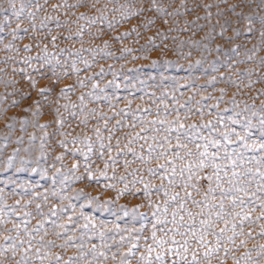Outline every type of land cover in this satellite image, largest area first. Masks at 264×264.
Instances as JSON below:
<instances>
[{"label":"rangeland","instance_id":"374dc122","mask_svg":"<svg viewBox=\"0 0 264 264\" xmlns=\"http://www.w3.org/2000/svg\"><path fill=\"white\" fill-rule=\"evenodd\" d=\"M262 145L264 0H0V264H264Z\"/></svg>","mask_w":264,"mask_h":264},{"label":"snow or ice","instance_id":"6c2138e0","mask_svg":"<svg viewBox=\"0 0 264 264\" xmlns=\"http://www.w3.org/2000/svg\"><path fill=\"white\" fill-rule=\"evenodd\" d=\"M161 123H163V122H161ZM181 127H183V125H181ZM190 127H195V126L193 125V126H190ZM205 127H207V125H205ZM189 139H191V138H189ZM224 139L225 140H228L227 135H225ZM177 140L179 141V137H177ZM165 143L166 144L167 143H170V141L167 140V137H165ZM218 143H219L218 141H212V144L214 146L217 145ZM160 147L163 148L164 145H161ZM177 147L187 148L186 145H181L179 143L177 144ZM199 147L200 146L197 145V148H199ZM262 147H264V145H262ZM149 148H150V151H151L152 150L151 146H149ZM204 148H205V151L199 153V157H201V158L198 159V162L196 164L186 165L184 168H181V170H180V175L181 176L184 175V172L185 171H187L189 173V175L187 177V180L188 181H191L193 179V177L196 175L195 172H193V168L194 167L195 168H199V169H203L204 167H206L205 161L209 159V154L207 152V144L204 146ZM165 151H167V150L165 149ZM165 151H161L160 154H159V156H161V157L164 156L165 155ZM186 155L191 156L192 155V152L191 151H187L186 152ZM139 158L140 159H143V157H139ZM216 158H217L216 157V154L213 153L212 156H211V158H210V162H214ZM174 159H181L182 160V159H184V157L180 156L179 153L177 152V153L174 154ZM213 166L216 167V172L214 173V175H216L217 180H220L221 179V177H220V168H219V166H216V165H213ZM160 167H165V166L164 165H161ZM149 171L150 172H153L152 169H149ZM172 173L173 174L176 173V168L175 167L172 168ZM153 175H155L154 172H153ZM225 175H227V173H225ZM235 175H236V173L233 172V176H235ZM207 179H211V177H207ZM184 186L186 188L187 187H193V188L196 187L195 184H185ZM217 186L219 187V185H217ZM239 190H242V189H239ZM211 191H212V189H209V192H211ZM165 194L167 195V193H165ZM185 195H186V197L188 199H191L192 200V203L194 205H196L198 207L200 206V202L199 201H196L195 199H192L191 193H187L186 192ZM224 195L226 197L227 196V193H225ZM178 197H179V193H177L176 196H173L172 197V200L173 201H176L178 199ZM205 199H207V194H205ZM232 202H233V205L236 204V200L235 199H233ZM240 203H243V201H240ZM179 207L181 209H183L184 208V204L181 202L179 204ZM211 207L212 208H216L217 205H212ZM218 207H219V211H217L215 213L216 219L217 220H224V212H223V210H224V204H223V202H221ZM261 207L264 208V204H262ZM164 211L165 212L167 211V207H165ZM176 215H177V213L174 212L173 213V223H175V217H176ZM187 215H188V217L190 219L192 218V213L191 212H188ZM236 215H240V213H237ZM244 218L246 219L247 217H244ZM180 219H181V221H183L184 218L183 217H180ZM200 225H201V231L199 232V234L197 233L196 230H194L191 227H189L188 232L191 235V237L196 240L197 244H199L200 246L203 247V246H206L205 235L208 233V230L209 229H212L215 226V221L212 219V212L211 211L207 214V218L206 219L200 221ZM176 231L181 236H184L185 235V233L178 232V230H176ZM223 232H224V229H221V235L223 234ZM233 232H234V235H236V233H235V225H233ZM240 234H243V233H240ZM153 238H155V233H153ZM219 239H220V236L217 237V242L218 243H219ZM228 239L231 240L232 237H229ZM158 243L160 245H163V244L166 243V241L161 240ZM173 243L174 244H179L178 241H173ZM241 243H243V242H241ZM188 245H189V241L187 239H185L184 242H183V244L180 245V248L183 249V253H187L188 252V250H189ZM216 250L217 249H215V248L214 249H209V250H207V251L204 252V256L205 257H208L212 252H214ZM152 251L153 250L151 248L148 249L149 254H151ZM169 251H171V249H169ZM174 254L181 255V258L182 259H186V256H184V255L181 254L179 248L176 250V252ZM142 259H143V257H142ZM156 259L159 260V261H161V264H162V262H163L162 255H159L158 254L157 257H156ZM190 264H199V261L197 259V254L195 252H193V254H192V261L190 262Z\"/></svg>","mask_w":264,"mask_h":264}]
</instances>
